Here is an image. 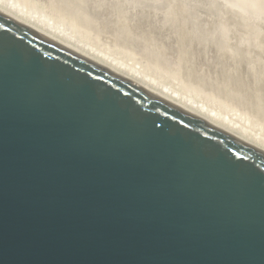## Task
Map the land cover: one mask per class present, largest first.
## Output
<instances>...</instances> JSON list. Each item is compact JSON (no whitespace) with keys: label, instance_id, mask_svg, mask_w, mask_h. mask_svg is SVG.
<instances>
[{"label":"water","instance_id":"water-1","mask_svg":"<svg viewBox=\"0 0 264 264\" xmlns=\"http://www.w3.org/2000/svg\"><path fill=\"white\" fill-rule=\"evenodd\" d=\"M0 264H264V151L0 9Z\"/></svg>","mask_w":264,"mask_h":264},{"label":"rangeland","instance_id":"rangeland-1","mask_svg":"<svg viewBox=\"0 0 264 264\" xmlns=\"http://www.w3.org/2000/svg\"><path fill=\"white\" fill-rule=\"evenodd\" d=\"M4 1H8V0H4ZM9 1H11V0H9ZM12 1L14 3L17 2V5L19 4L18 6L20 7V9L23 7H24L23 9H26V11L29 9L30 10L32 9L30 13H32L36 17H40L42 20L43 19L44 20L50 19L51 23H56V24L60 25V29H63L65 31H67V33H70L72 35L74 34V36L78 37L80 40L86 42L87 44H90L93 47V49L103 51L106 54L108 53L111 56L118 58L119 60L124 61L129 66L135 67L136 69H139V70L141 69L143 72H145L149 76L153 77L157 81H159L165 85L173 87L179 93H182L188 97H192V98L196 99L197 101L202 102L203 104L205 103L204 105H208V107L217 110L218 112L221 113L222 116L226 115V117H229L231 120H233V121L235 120V122H238L240 125L245 126L247 130L251 131V132L250 131H248V132L253 133V134H258L260 136V140L262 138H264V67H263L264 66V56H263L264 55V29H263L264 28V0H227V2H228L227 4L230 5V7H232L234 10H238L239 11L238 13H240V11L242 12V14L240 13L242 15L241 18L243 19L245 17V19H243V20H245L246 23H247V21H248V23L249 22H251V23L255 22L254 24H252V26L257 25V28L260 29L258 31L263 33V34H261L258 32L259 34H261L260 36L262 37V38L260 37V40H259V37L257 40V36L255 34L253 35V33L251 32L252 30L248 31L250 33L249 34V33H246L248 28H245L244 26L240 27V25H237L239 20H236V17L234 18V20H236V22L237 21L238 22L235 25H233L232 23H234V22L231 23V16L229 14V16H230L229 17L228 14H226L227 11L224 14H226L230 18L229 19L230 21L228 20V17L225 18L224 14H222L224 16L221 15V17H223L227 20L220 17V15L218 13H221V11L223 9L225 11V8H226V7L224 8L223 0H209L210 2L212 1L211 4L208 0H202V1L201 0H190V2L188 0H186V1L184 0V2H186L187 4L189 2L188 8L190 11H192V12L194 11L193 12L194 15L198 10L200 12L201 8H202V10L206 9V11H207V8L210 5H212V7L210 6L211 9H209L210 7L208 9L211 11L212 8H214L213 10H215V11H212L214 13V14L212 13L213 15L207 14L208 11L205 12V14L203 15L202 13H204V11L201 10L200 14L202 16L197 14L199 12H197L196 13L197 15H195V16H197V19H200L203 17H204L203 19H205V17H206L207 21H211L210 16L212 15V18H213V16L216 15L214 17V19H212V20L216 21V23L219 25L222 21L221 26H223L225 30H227L229 28L226 32L231 35L233 42L231 39L229 41H231L232 43H234L236 45L235 48L237 46H240L242 48V46L244 44L247 45L246 42L248 44L253 45V46L251 45V48L253 47V49H249V48L248 49L251 51L254 50V52L253 51L252 52L254 54H256L255 57L257 60L255 58H252L254 56L252 55L251 51L249 52L248 49H246V50H248V52L251 53L252 57L249 54H245L247 56L245 58V55H244V59H243L242 54L246 51L241 49V50H243L241 53L242 56L238 57L239 53H235V52L233 53V51L239 52L240 51V50H238L239 47H238V49L236 48L237 50L232 49V53H233L232 56H234V54H237V57L239 58L237 60L238 61L240 60V63L235 62L236 59H235V61H233L234 57L231 58L232 56H231L230 49H229L230 55L228 54L227 51H226L227 53L225 52L226 49L222 51L220 48H219L220 52L217 54L216 53L217 50L216 49L213 50V45H210L208 47V44H207L208 48H206V46L204 44H202L201 41H198L199 39H197V38H196L197 40L194 39V35L195 34L197 35V33H194V34L192 33L191 36H190L191 33L188 34V32H192L191 28H193V26L196 25L197 19L195 17V20H196L195 21L194 18L191 17V15L193 13L191 14V12H189V11L185 12V10H183V8L184 9L187 8V7H183V5L186 4L183 2V0L182 1L181 0H175L174 2H172L173 0L172 1L170 0L172 3L170 1H167V0H166L167 3L165 0H164L165 2L164 1L162 2V0L161 1L158 0L161 3L160 2H159V4L157 3V7H156V4L154 5V3L158 2L157 0H155L156 2L154 0L153 1L152 0H146L145 3H144V0H141L143 2L142 5L144 6L143 7L144 9H147L148 6L150 5V4L149 5L147 4V1H148V3L152 4V6H150V8L147 9L148 12L143 11L146 14L141 12L142 5L140 6V4H141V2H139L140 0H138V2L140 4L137 2V0L135 1V4L137 2V4L135 6H133L134 4L131 3L133 0H131V2L129 1L130 3L126 0V2L131 4L132 7L135 8V10L137 9L136 6H138V4H139V6L141 8H139L140 10L137 9L136 11L133 9H130L132 7H130L128 5V3L125 2V0L123 1V4H125V5H123L118 0V7H117V3H116L117 1L116 0H115L116 1L115 3L110 2L112 0H106V1L103 0V2H102V0H100V1L94 0L95 2L91 1V0H85V1L84 0H12ZM217 1H219L218 5H220V8L217 4L216 5L218 7L216 8L215 3ZM176 2L179 3L180 5L177 6ZM194 2H196V3H194ZM206 2L209 6L206 4ZM26 3H27V5H26ZM165 3L166 4L169 3L168 5L170 7H168V5L166 6ZM219 3H221L223 5V7H221L222 5ZM21 4H23L24 6ZM119 4H121L122 6L121 5L119 6ZM144 4L148 5L147 8H145ZM187 4L185 6H187ZM103 5H105V6L103 7ZM163 5H165V6H163ZM213 5H215V6H213ZM199 6H201V7H199ZM205 6L207 8H205ZM153 7H156V8H154L155 10L159 7L157 9L158 11L152 10L151 14H149L150 13L149 10L153 9ZM162 7H164V10L166 8L165 12H167L168 8L171 9V7H172V9H174V13L172 12L173 10H171V12L169 10V13H167V14L169 15L171 13V16L165 15L166 13L164 12ZM178 8H179V11H178ZM181 8L183 11L181 10ZM123 9H125V12H127V13H124ZM217 9H218V12L216 11ZM220 9H222V10H220ZM105 10H106V12H105ZM128 10H129V12H128ZM153 11H155V14ZM161 11L164 13H162ZM175 11H177L178 13H180L181 11H182V13H186L185 15L180 13L182 15H180L181 17L179 16L182 19V21H181L182 23H184L183 19H184V21H186L185 22L186 25H188L187 24L188 21L190 23V19L192 20V18H193L194 22L191 21V25H188L190 27L192 25L193 26L191 28L190 27L188 28V26H186L185 23L181 24V22H180L181 19L178 16H177L179 18L178 22H180V24L178 22H176L175 19H177V18L172 16V15L176 16L175 14H178L177 12L175 13ZM108 12H110V13H108ZM71 13H76V14H74L76 16L74 17V15ZM107 13H108V15H107ZM134 13H135V15H133ZM147 13L150 16L152 15L153 17L148 16ZM187 13L191 14V15H189L191 18L189 17V19L188 18L186 19V16H188ZM208 13H211V12H208ZM136 14H138L139 16H137ZM103 15H104V17H103ZM146 15H147V17H145ZM160 15H162V16H160ZM163 15L165 16V18ZM198 15L201 17H199ZM207 15H209V16H207ZM101 16L103 18H101ZM107 16H109L110 19ZM155 17H156V19H154ZM167 17H173L174 18L173 22L175 21L174 24L172 23V21H169L168 19H170V18H167ZM209 17H210V19H209ZM246 17L248 19H246ZM140 18H141V20H140ZM162 18H164V19L162 20ZM170 20H172V19H170ZM217 20H218V22H217ZM234 20H232V21H234ZM166 21H168L170 24L172 23L171 25H173V26H175L176 23H178L176 25H179V26L185 25V26H183V28H180V27L177 28V26L172 27L171 25L169 26V24H167L168 22L166 23ZM200 21H201V19H200ZM207 21H205V22H207ZM194 23H195V25H194ZM164 24H166V25H164ZM219 25H218V27H219ZM162 26L165 27V29ZM209 26H211V25H207V27H209ZM221 26H220V28H221V34H222L225 30L222 31ZM237 26H239V27H237ZM195 27H196V29H195ZM195 27L193 28V29H195V31L193 30V32H196L198 29V26H195ZM176 28H177L178 34L176 33L174 36V32H176V30H175ZM180 29H182V30L186 29V30L182 32V30H180ZM208 29H210V28H208ZM164 30H166V31H164ZM178 30H180V31H178ZM254 30H255V28H254ZM129 31H131V33H133V35H130L131 33ZM186 31H188V32L184 33ZM210 31H211V29H210ZM212 31H214V30H212ZM197 32H199V31H197ZM184 34H186V35H184ZM213 34L216 35L215 32ZM246 34H248L249 37ZM181 35H183V36H181ZM201 35H202V33H201ZM201 35L196 36V37L199 38V37H201ZM241 35L243 38L241 37ZM245 35L249 39H246L247 37L244 38ZM192 36H193V38H192ZM209 36H207V37H209ZM174 38L175 39L178 38V39L175 40ZM223 38H224V36H223ZM208 40H211V36H210V39H208ZM249 40H251L252 43H250L251 41H249ZM253 40H254V43H253ZM256 40L258 43L256 42ZM195 41L201 42L202 46L203 45L204 46L201 47V45L199 43L197 44ZM229 41H227V42H229ZM239 41H243L244 44L242 42H239ZM175 42H176V45H175ZM231 42H229V44H231ZM225 44H227V43H225ZM254 44L257 45V47H259V48H257ZM192 46H193V48H192ZM207 49H212V50H207ZM221 51L223 53L225 52L226 54L225 53L222 54ZM262 51H263V53H262ZM192 52H193V54H192ZM248 52H246V53H248ZM205 53L207 55H205ZM215 55H217V56H215ZM222 55H223V57H222ZM248 55H249L250 59L248 58ZM240 57L244 61L246 59L247 64H246V62H243V60L240 59ZM220 58H222V60H220ZM229 58L232 61L230 63H229V61H230ZM248 59H249V61H248ZM253 59H254V61H253ZM243 63H244V65H243ZM225 65L226 66L228 65V66L225 67ZM249 68H251V70ZM252 68H256V69H253V71H252ZM231 70H232L233 74H232ZM234 72H235V74H234ZM250 72H251V74H250ZM259 74H260V76H259ZM260 77H262V79ZM237 134L242 136V137H246V136L241 135L238 132H237ZM246 138L251 139L249 137H246ZM262 140H264V139H262Z\"/></svg>","mask_w":264,"mask_h":264},{"label":"bare ground","instance_id":"bare-ground-1","mask_svg":"<svg viewBox=\"0 0 264 264\" xmlns=\"http://www.w3.org/2000/svg\"><path fill=\"white\" fill-rule=\"evenodd\" d=\"M85 1V0H84ZM91 1H94V0H91ZM97 1V0H96ZM98 1H100V0H98ZM104 1H106V0H104ZM117 1V2H116ZM112 0V1H110V2H116L117 3V7H118V0ZM122 4H123V1L124 0H119ZM128 2L130 1L131 2V0H127ZM135 1L136 0H133L131 3L132 4H134L133 6H135L136 4H137V2H138V0H137V2H136V4H135ZM145 1L146 0H144V3H145ZM153 1V0H152ZM155 1V0H154ZM158 1V0H157ZM161 1V0H160ZM160 1H158V2H156V3H154V5L156 4V7H157V3L159 4V2ZM164 0H162V2H163ZM166 1V0H165ZM164 1V2H165ZM167 1H170V0H167ZM167 1H166V3H167ZM172 1V0H171ZM170 1V2H171ZM175 0H173L172 2H174ZM182 1V0H181ZM186 1V0H185ZM189 2H190V0H188ZM202 1V0H201ZM209 1V0H208ZM20 2V1H19ZM95 2V1H94ZM102 2H103V0H102ZM125 2H126V0H125ZM128 2H126V3H128ZM129 2V3H130ZM139 2H141V4L139 3ZM138 3L140 4V6L143 4V2L140 0ZM171 2V3H172ZM178 2V1H177ZM176 2V3H177ZM183 2H184V0H183ZM189 2H188V4L186 3V2H184V3H186L187 4V6H185V5H183V7H187L188 8V6H189ZM210 2V1H209ZM212 2V1H211ZM211 2H210V4H211ZM214 2V1H213ZM218 2L219 1H217L216 3H215V5L217 4L218 5ZM21 3V2H20ZM93 3V2H92ZM106 3V2H105ZM128 3V5L130 6V7H132V5L131 4H129ZM161 3V2H160ZM165 3V5L167 6L168 4H166ZM194 3H196V2H194ZM205 3V2H204ZM228 2H227V0H223V4H224V8H225V11H224V9L222 10V9H220V10H222L221 11V13H218L219 15H220V17H221V15L222 14H224V13H226V11H227V13L226 14H228V16H229V14H230V16H231V23L232 22H234V23H232L233 25H235L237 22H236V20H239V22L237 23V25H240V27L241 26H244L245 28H248V30H247V32L246 33H249L248 31L249 30H252L251 32L253 33V35L255 34L256 36H257V40H258V37H259V40H260V35L261 34H263V33H261L260 31H258V30H260V29H258L257 28V25L256 26H252V24H254L255 22H253V23H251V22H249L248 23V21H247V23L249 24H247L246 22H245V20H243V19H245V17L242 19L241 18V14H242V12L240 11V13H238L239 11L238 10H234L232 7H230V5H228L227 4ZM139 4H138V6H139ZM147 4L149 5H146V4H144L145 5V8H147V6H148V8H150V6H152V4L151 3H148V1H147ZM174 4V3H173ZM183 4V3H182ZM198 4V3H197ZM206 4H207V2H206ZM213 4V3H212ZM219 4H221V3H219ZM19 5V4H18ZM17 5V2L16 3H14L12 0L11 1H4V0H0V9L1 10H3V11H5V12H7V13H9V14H11V15H13V16H15V17H17L18 19H20V20H22V21H24V22H26V23H28L29 25H31V26H33V27H35V28H37V29H39V30H41V31H43V32H45V33H47V34H49V35H51V36H53V37H55V38H57V39H59V40H61V41H63V42H65V43H67V44H69V45H71V46H73V47H75V48H77V49H79V50H81L82 52H84V53H86V54H88V55H90V56H92V57H94V58H96V59H98V60H100V61H102V62H104V63H106V64H108V65H110V66H112V67H114V68H116V69H118V70H120V71H122V72H124V73H126V74H128V75H130V76H132V77H134V78H136L137 80H139V81H141V82H143V83H145V84H147V85H149V86H151V87H153L154 89H156V90H158V91H160V92H162L163 94H165V95H167L168 97H170V98H172L173 100H175V101H177L178 103H180V104H182L183 106H185V107H187L188 109H190V110H192V111H194L195 113H197V114H199V115H201L202 117H204V118H206V119H208V120H210L211 122H213V123H215V124H217L218 126H220V127H222L223 129H225V130H227L228 132H230V133H232L233 135H235V136H237L238 138H240V139H242L243 141H245V142H247L248 144H250V145H252V146H254V147H256V148H258V149H260V150H262V151H264V140H262V139H264V138H262L261 140H260V136L258 135V134H253V133H250L251 131L250 130H247L246 129V127L245 126H243V125H240L238 122H235V120L233 121V120H231L229 117H226V115L225 116H222L221 115V113L220 112H218L217 110H215V109H213V108H210V107H208V105H204L202 102H199V101H197L196 99H194V98H192V97H188V96H186V95H184V94H182V93H179L177 90H175L173 87H171V86H168V85H165V84H163V83H161V82H159V81H157L156 79H154L153 77H151V76H149L148 74H146L145 72H143L141 69L139 70V69H136L135 67H132V66H129L128 64H126L124 61H122V60H119L118 58H115V57H113V56H111L110 54H106V53H104L103 51H99V50H96V49H93V47L90 45V44H87L86 42H84V41H82V40H80L78 37H76V36H74V34L72 35V34H70V33H67V31H65V30H63V29H60V25H58V24H56V23H51V20L49 19V20H42L40 17H36L35 15H33L32 13H30L31 12V10L29 9V10H27L26 11V9H23V8H21L20 9V7ZM21 5H23V4H21ZM26 5H27V3H26ZM113 5V4H112ZM121 4H119V6H120ZM123 5H125V4H123ZM161 5V4H160ZM159 5V6H160ZM165 5H163V6H165ZM178 5H180L179 3H177V6ZM199 5V4H198ZM204 5V4H203ZM202 5V6H203ZM208 5V4H207ZM206 5V6H207ZM215 5H213V6H215ZM216 5V8L219 6V8H220V5H218L217 6ZM222 5V4H221ZM24 6V5H23ZM100 6V5H99ZM105 5H103V7H104ZM110 6V5H109ZM122 6V5H121ZM138 6H136L137 7V9L138 10H140L139 8H141L140 6L138 7ZM162 6V5H161ZM182 6V5H181ZM197 6V5H196ZM205 6V8H207ZM209 6V5H208ZM211 7H212V5H210ZM209 6V7H210ZM22 7V6H21ZM32 7V6H31ZM35 7V6H34ZM129 7V8H130ZM144 6L142 5V8H141V12H143V11H146V12H148V8L147 9H144L143 8ZM156 7H153V9H150L149 11H150V13L149 14H151V11L152 10H155L154 8H156ZM168 7H170L169 5H168ZM182 7V8H183ZM199 7H201V6H199ZM198 7V8H199ZM208 7V8H209ZM211 7L209 8V9H211ZM221 7H223V5L221 6ZM26 8V7H25ZM123 8V7H122ZM121 8V9H122ZM128 8V7H127ZM152 8V7H151ZM159 8V7H158ZM157 8V9H158ZM163 8V10H164V7H162ZM174 8V7H173ZM182 8H181V10H182ZM186 8V9H187ZM197 8V7H196ZM207 8V11L208 12H211V13H208L207 11H206V9L204 10H202V8L200 9V12H199V10L197 11V12H199V13H197V14H199V15H201L200 13H201V10L202 11H204V13H202L203 15L205 14V12H207V14H212L213 12L212 11H215V10H213L214 8H212V10L210 11L209 9ZM215 8V9H216ZM130 9H133V10H135V8H130ZM136 9V10H137ZM143 9V10H142ZM155 10V11H158V10ZM186 9H184L183 8V10H185V12H187V11H189V12H191V14L194 12H192V11H190L189 10V8L186 10ZM127 10V9H126ZM135 10V11H136ZM160 10V9H159ZM169 10H170V12H171V10H173L172 12L174 13V9H172V7H171V9H167V12H165L166 11V8H165V10H164V12L166 13L165 15H168L167 13H169ZM182 10V11H183ZM108 11V10H107ZM111 11V10H110ZM120 11V10H119ZM155 11H153L154 12V14H155ZM178 11H179V8H178ZM182 11L180 12V13H182ZM217 12H218V9L216 10ZM98 12V11H97ZM105 12H106V10H105ZM123 12L124 13H127V12H125V9H123ZM128 12H129V10H128ZM140 12V11H139ZM162 12V11H161ZM164 12H162V13H164ZM177 11H175V13H176ZM216 12V13H217ZM223 12V13H222ZM35 13V12H34ZM96 13V12H95ZM108 13H110V12H108ZM108 13H107V15H108ZM116 13V12H115ZM137 13V12H136ZM143 13H145V12H143ZM161 13V14H162ZM178 13V12H177ZM180 13H178V14H175L176 16H174V15H172L173 17H175V18H177V19H175V21L176 22H178V19L181 17L180 15H185L186 13H182V14H180ZM195 13V15H197ZM215 13V14H216ZM32 14V15H31ZM71 14H76V13H71ZM100 14V13H99ZM106 14V13H105ZM139 14V13H138ZM138 14H136L137 16H139ZM146 14V13H145ZM148 14V13H147ZM148 14V16H150ZM153 14V15H154ZM188 14V16H186V19L188 18L189 19V15H191L190 13H187ZM214 14V13H213ZM212 14V15H213ZM226 14H224L225 15V18L226 17H228ZM240 14V15H239ZM102 15V14H101ZM133 15H135V13L133 14ZM194 15V13L191 15V17H193L194 18V20H195V17H196V19H197V16H193ZM198 15V16H199ZM212 15L210 16L211 17V21H207L206 20V17H205V19H203V18H200L201 19V21H200V19H197V23H196V25H195V23H194V25L195 26H198V29H197V31H199V32H193V30L195 31V29H196V27L195 26H193V28L195 27V29H193V28H191L190 26H188V25H191V21H193V18H192V20L190 19V23H189V21H188V25H186V21H184V19H183V22L185 23V25L186 26H188V28L190 27L191 29H192V32H188V31H186V32H184V33H187L188 32V34H190V36L192 35V33L194 34V33H197V35L196 36H199V35H201V33H202V35H201V37H196L195 35H194V39L195 40H197V39H199L198 41H201L202 42V44H204L205 46H206V48H208L210 45H213V50H217L216 51V53L218 54L219 52H220V50H219V48L223 51V50H225V52L227 51L228 52V54L230 55V53H229V49H230V52H231V56H232V54L235 52V53H239V55H238V57L239 56H242L243 55V59H244V55L245 54H249L250 56H251V53H252V55L254 56V57H252V58H255L256 59V54H254L253 52H254V50H249V49H253V47L251 48V45L252 44H248L247 42H246V44L247 45H245L244 43H243V41H239V42H242L244 45L242 46V48L240 47V46H237L236 48L238 49V47H239V49L238 50H240L239 52H236V51H233V53H232V49L234 50V49H236L235 48V44L234 43H232L233 42V40H232V38H231V35L230 34H228L226 31L229 29H227L226 27V29L227 30H225L224 29V27L223 26H221L222 24V21H221V23H220V25L219 24H217L216 23V21H214V20H212V19H214V17L216 16V15H214L213 16V18H212ZM218 15V16H219ZM224 15H222V16H224ZM76 15H74V17H75ZM127 16V15H126ZM125 16V17H126ZM141 16V15H140ZM144 16V15H143ZM152 16V15H151ZM150 16V17H151ZM160 16H162V15H160ZM164 16V15H163ZM168 16H171V13L168 15ZM179 18H178V17ZM202 16V15H201ZM201 16H199V17H201ZM207 16H209V15H207ZM229 16V17H230ZM244 16V15H243ZM103 17H104V15H103ZM102 16H101V18H103ZM108 18H109V16H107ZM145 17H147V15L145 16ZM153 17V16H152ZM173 17H167V18H170V19H172V20H170V19H168L169 21H172V23L174 24V22H173V20H174V18ZM185 17V16H184ZM190 17V18H191ZM198 17V18H199ZM210 17H209V19H210ZM228 17V20L230 19ZM233 17V18H232ZM236 17V20H234V18ZM40 18V19H39ZM132 18V17H131ZM164 18H165V16H164ZM164 18H162V20L164 19ZM166 18V19H167ZM183 18V17H182ZM221 18H223V17H221ZM225 18H223V19H225ZM110 19V18H109ZM129 19V18H128ZM146 19V18H145ZM154 19H156V17L154 18ZM181 19V18H180ZM222 19V20H223ZM246 19H248L247 17H246ZM106 20V19H105ZM133 20V19H132ZM135 20V19H134ZM140 20H141V18H140ZM161 20V19H160ZM225 20H227V19H225ZM232 20H234V21H232ZM250 20V19H249ZM182 21V19L180 20V22ZM196 21V20H195ZM200 21V22H199ZM205 21H207V22H205ZM220 21V20H219ZM230 21V20H229ZM148 22V21H147ZM158 22V21H157ZM156 22V23H157ZM168 21H166V23H167ZM180 22H178L179 24H180ZM194 22V21H193ZM192 22V23H193ZM217 22H218V20H217ZM242 22V23H241ZM144 23V22H143ZM150 23V22H149ZM161 23V22H160ZM171 23V24H172ZM178 23H176V24H178ZM184 23H182L181 22V24H184ZM257 23V22H256ZM39 24V25H38ZM167 24H169V26L171 25L169 22L167 23ZM175 24V26H177V28L178 27H180V28H183V26H185V25H176ZM226 24V23H225ZM230 24V23H229ZM251 24V25H250ZM151 25V24H150ZM158 25V24H157ZM164 25H166V24H164ZM206 25V26H205ZM207 25H211V26H209V27H207ZM218 25H219V27H218ZM40 26V27H39ZM152 26V25H151ZM168 26V27H169ZM172 27H175V26H173V25H171ZM182 26V27H181ZM220 26L222 27V31H224L222 34H221V28H220ZM163 27V26H162ZM233 27V26H232ZM237 27H239V26H237ZM161 28V27H160ZM164 29H165V27H163ZM167 28V27H166ZM171 28V27H170ZM169 28V29H170ZM177 28L175 29L176 30V32H174V36H175V34L177 33ZM187 28V27H186ZM208 28H210L211 29V31H210V29H208ZM243 28V27H242ZM254 28H255V30H254ZM261 28V27H260ZM263 28V27H262ZM72 29V28H71ZM264 29V28H263ZM172 30V29H171ZM174 30V31H175ZM180 30H182V29H180ZM180 30H178V31H180ZM186 29H183L182 30V32L183 31H185ZM204 30V31H203ZM212 30H214V31H212ZM156 31V30H155ZM164 31H166V30H164ZM191 31V30H190ZM263 31V30H262ZM76 32V31H75ZM130 33H131V31H129ZM133 32V31H132ZM169 32V31H168ZM201 32V33H200ZM216 33V35L215 34H213V33ZM238 32V31H237ZM261 33V34H259V33ZM199 33V34H198ZM226 33V34H225ZM251 33V34H252ZM172 34V33H171ZM178 34V33H177ZM213 34V35H212ZM225 34V35H224ZM240 34V33H239ZM250 34V33H249ZM130 35H133V33H131ZM167 35V34H166ZM184 35H186V34H184ZM211 36V40H208V39H210V36ZM222 35V36H221ZM230 35V36H229ZM247 36H248V34H246ZM245 35V37L244 38H246L247 36ZM136 36V35H135ZM172 36V35H171ZM177 36V35H176ZM181 36H183V35H181ZM189 36V35H188ZM206 36V37H205ZM207 36H209V37H207ZM214 36V37H213ZM223 36H224V38H223ZM228 36V37H227ZM263 36V35H262ZM169 37V36H168ZM186 37V36H185ZM241 37H242V35H241ZM249 37V36H248ZM246 38V39H249V38ZM192 38H193V36H192ZM197 38V39H196ZM223 38V39H222ZM243 38V37H242ZM252 38V37H251ZM262 38V37H261ZM171 39V38H170ZM175 39V38H174ZM173 39V40H174ZM178 39V38H177ZM177 39H175V40H177ZM185 39V38H184ZM193 39V40H194ZM222 39V40H221ZM232 40V42L231 41H229V40ZM253 39V38H252ZM251 39V40H252ZM255 39V38H254ZM174 40V41H175ZM181 40V39H180ZM186 40V39H185ZM242 40V39H241ZM251 40H249V41H251ZM257 40H256V42H257ZM262 40V39H261ZM184 41V40H183ZM198 41H195L197 44L199 43L200 45H201V47H203L202 46V44H201V42H198ZM227 41H229V42H231V44H229V42H227ZM245 41V40H244ZM193 42V41H192ZM261 42V41H260ZM184 43V42H183ZM225 43H227V44H225ZM238 43V42H237ZM250 43H252V41L250 42ZM253 43H254V40H253ZM258 43V42H257ZM173 44V43H172ZM186 44V43H185ZM194 44V43H193ZM207 44H208V47H207ZM240 44V43H239ZM261 44V43H260ZM175 45H176V42H175ZM255 45V44H254ZM259 45V44H258ZM262 45V44H261ZM198 46V45H197ZM253 46V45H252ZM256 47H257V45H255ZM92 47V48H91ZM181 47V46H180ZM188 47V46H187ZM190 47V46H189ZM200 47V46H199ZM215 47V48H214ZM192 48H193V46H192ZM196 48V47H195ZM212 48V47H211ZM249 48V49H248ZM257 48H259V47H257ZM190 49V48H189ZM200 49V48H199ZM203 49V48H202ZM236 49V50H237ZM241 49H243L244 51H246V52H248V50H249V52L251 51V53H246V52H244L242 55H241V53H242V51L243 50H241ZM246 49H248V50H246ZM197 50V49H196ZM207 50H212V49H207ZM257 50V49H256ZM192 51V50H191ZM200 51V50H199ZM203 51V50H202ZM201 51V52H202ZM221 51V53L222 54H224L223 52ZM206 52V51H205ZM226 52V53H227ZM256 52V51H255ZM225 53V54H226ZM258 53V52H257ZM262 53H263V51H262ZM192 54H193V52H192ZM195 55V54H194ZM198 55V54H197ZM205 55H207L206 53H205ZM228 55V56H229ZM249 55H248V58H249ZM215 56H217V55H215ZM230 56V57H231ZM236 56V57H235ZM246 56L247 55H245V58H246ZM264 56V55H263ZM222 57H223V55H222ZM234 57V58H233ZM237 57V54H234V56H232L231 58H233L232 60L233 61H235V59H236V61L235 62H239L240 63V60L238 61L237 59H239ZM216 58V57H215ZM203 59V58H202ZM224 59V58H223ZM230 59V58H229ZM240 59H242L241 57H240ZM242 59V60H243ZM250 59V58H249ZM249 59H248V61H249ZM219 60V59H218ZM220 60H222V58H220ZM225 60V59H224ZM257 60V59H256ZM253 61H254V59H253ZM230 62H232L231 61V59H230V61H229V63ZM243 62H246V59H245V61L243 60ZM257 62V61H256ZM224 63V62H223ZM242 63V62H241ZM234 64V63H233ZM246 64H247V62H246ZM249 64V63H248ZM259 64V63H258ZM237 65V64H236ZM243 65H244V63H243ZM228 66V65H227ZM226 65H225V67H227ZM230 66V65H229ZM233 66V65H232ZM235 66V65H234ZM239 66V65H238ZM247 66V65H246ZM245 66V67H246ZM249 66V65H248ZM251 66V65H250ZM260 67V66H259ZM264 67V66H263ZM240 68V67H239ZM257 68V67H256ZM256 68H252V71H253V69H256ZM243 69V68H242ZM250 70H251V68H249ZM240 70V69H239ZM263 70V69H262ZM255 71V70H254ZM231 72H232V70H231ZM258 72V71H257ZM253 73V72H252ZM256 73V72H255ZM262 73V72H261ZM231 74V73H230ZM232 74H233V72H232ZM234 74H235V72H234ZM250 74H251V72H250ZM258 74V73H257ZM256 74V75H257ZM229 75V74H228ZM237 75V74H236ZM249 75V74H248ZM232 76V75H231ZM245 76V75H244ZM259 76H260V74H259ZM236 77V76H235ZM251 77V76H250ZM263 77V76H262ZM262 77H260L261 79H262ZM232 78V77H231ZM250 80V79H249ZM256 80V79H255ZM257 82V81H256ZM259 83V82H258ZM192 89V88H191ZM234 105V104H233ZM249 129V128H248ZM248 131H250V132H248ZM237 132L238 133H240L241 135H243V136H246V137H249V138H251V139H248V138H246V137H242V136H240V135H238L237 134ZM262 137V136H261Z\"/></svg>","mask_w":264,"mask_h":264}]
</instances>
